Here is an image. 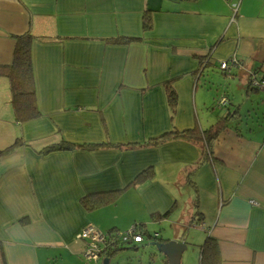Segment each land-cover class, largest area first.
Wrapping results in <instances>:
<instances>
[{"label":"crops","instance_id":"1","mask_svg":"<svg viewBox=\"0 0 264 264\" xmlns=\"http://www.w3.org/2000/svg\"><path fill=\"white\" fill-rule=\"evenodd\" d=\"M233 2L237 15L226 0H0V68L12 64L16 37L31 33L40 112L18 121L10 79L0 75L7 264L49 263L47 248L65 264H85L78 235L86 226L121 232L132 222L153 235L141 245L189 235L194 246L187 240L182 264H264V90L250 86L264 77V0ZM232 57L239 62L222 70ZM223 97L229 107L218 103ZM220 120L226 127L208 159L204 140L171 134L150 143ZM62 140L76 147L44 151ZM116 189L114 201L85 209V196ZM151 189L157 194L148 198ZM132 190L140 199L128 224L96 216Z\"/></svg>","mask_w":264,"mask_h":264},{"label":"trees","instance_id":"2","mask_svg":"<svg viewBox=\"0 0 264 264\" xmlns=\"http://www.w3.org/2000/svg\"><path fill=\"white\" fill-rule=\"evenodd\" d=\"M33 35L31 33H25L18 35L16 37V47L14 50L12 64L8 67L0 68V75H7L11 82V92H12V104L16 113V118L18 121H27L30 119L37 118L40 114L37 99H36V88H35V78L32 65V55H31V45L33 41ZM168 103L171 108H175L177 103L176 96L173 93L168 95ZM225 120V118H223ZM220 120L210 128L199 133L197 130H185L183 132H166L164 135L153 138L150 143L154 145L158 144V141H162L164 138L172 137L171 134H178L181 137L192 140L194 143L200 144L203 140L205 141L204 146H201L202 155L208 159V156L212 153L210 142L213 140L222 130L225 128V122ZM227 120V119H226ZM215 127V128H213ZM76 147L74 143L68 141H60L58 143L47 146L45 152H53L60 150H72ZM2 151L0 153H6ZM204 159L199 161V165L204 163ZM196 165L195 167H197ZM195 169V168H194ZM121 191V189L104 191L102 193H94L87 195L82 199L84 207L87 211H93L102 207L105 204L110 203L115 200V196ZM114 195V196H113ZM193 205L199 207V195L196 194V197L193 199ZM134 226L141 228L143 234H146L148 237H153V235L144 229L143 223H135ZM120 231H116L118 233ZM108 235H115V231L110 230L106 232ZM123 233V232H121ZM159 239L158 237H154ZM211 237L207 241H210ZM206 241V242H207ZM206 243L201 249L202 263H204L206 258ZM131 246V245H130ZM121 248H129V244L124 243L120 245ZM138 246L133 245V249H136ZM120 248H118L119 250ZM107 251V250H106ZM106 251L104 254H106ZM0 256L2 259V264H7L5 252L0 248Z\"/></svg>","mask_w":264,"mask_h":264},{"label":"rangeland","instance_id":"3","mask_svg":"<svg viewBox=\"0 0 264 264\" xmlns=\"http://www.w3.org/2000/svg\"><path fill=\"white\" fill-rule=\"evenodd\" d=\"M229 100V98H228ZM220 100H218L219 103ZM217 103V102H216ZM229 103V101H228ZM215 105V104H213ZM229 104L226 105V107ZM217 106V105H216ZM229 107V106H228ZM234 109V108H233ZM216 110V109H215ZM226 110V109H224ZM234 112V110H233ZM212 130V127H208ZM206 128V129H208ZM215 128V127H213ZM108 147V146H107ZM147 197L148 198H153L156 194V190H148ZM139 191L132 190L130 193L126 194L125 197H122L123 195L121 194L120 197L117 196V201L116 204H111L110 206H106L101 211H98L96 216L101 217V219H111L114 218V221L116 219H119V221H126L128 224V210L129 206L132 204L136 206V203L138 199H140ZM142 193V192H141ZM184 199H180L181 201H184L186 196V193L184 192ZM123 222H121L122 224ZM137 223V222H136ZM107 225H110V221L106 222ZM126 224V223H125ZM135 222H132L129 227L126 229L122 230L121 232H125L130 230L134 226ZM159 228V226H156ZM194 227V226H193ZM122 229V228H121ZM150 229L154 230L155 228L150 226ZM195 229V227H194ZM106 233V232H105ZM188 242L190 243V246H194L191 237L189 235L186 236ZM144 239V238H143ZM149 242H145L143 244H147ZM138 246L141 245V243L137 244ZM131 247V246H130ZM117 248H121L118 246ZM193 249V247H191ZM189 250V249H188ZM52 252L54 253L52 258L50 259L49 263L44 262L45 264H65L67 261L61 262L59 259L60 256L58 254H55L58 252L57 249H52V248H47L43 249L42 252ZM58 255V260H56V257ZM83 262L85 264H96V262H89L86 260V257H83ZM104 257L97 263V264H104ZM110 264H163V256L160 254V252L157 251V249L153 246H146L141 249L135 250L131 247V249H124L118 251L112 258Z\"/></svg>","mask_w":264,"mask_h":264},{"label":"built area","instance_id":"4","mask_svg":"<svg viewBox=\"0 0 264 264\" xmlns=\"http://www.w3.org/2000/svg\"><path fill=\"white\" fill-rule=\"evenodd\" d=\"M230 2L231 8L235 15H237L239 4L233 2V0H226ZM239 60L232 57L228 60L221 62L220 68L224 71H230L232 67L237 64ZM250 86L264 90V77H257L256 75L250 80ZM228 98H221L219 104L227 105ZM258 205V204H257ZM115 235H108L107 233L100 231L92 224L86 226L82 232L78 235V238L86 242V246L83 252V256L89 262L98 261L105 251H112L121 244L127 243H139L143 241L144 234L141 228L133 226L130 230L123 233H114ZM159 234L155 233L154 237H158ZM106 251V252H107Z\"/></svg>","mask_w":264,"mask_h":264},{"label":"water","instance_id":"5","mask_svg":"<svg viewBox=\"0 0 264 264\" xmlns=\"http://www.w3.org/2000/svg\"><path fill=\"white\" fill-rule=\"evenodd\" d=\"M236 112L237 110H234V112H228L224 117L227 119L229 116L236 115ZM148 245L155 247L162 256H165L168 264H182V257L184 252L188 250L189 243L187 242V239L169 240L167 242L153 241L147 244L139 245L138 249ZM109 262L110 258H105L104 264H109Z\"/></svg>","mask_w":264,"mask_h":264}]
</instances>
